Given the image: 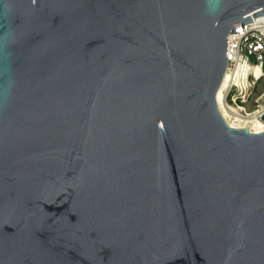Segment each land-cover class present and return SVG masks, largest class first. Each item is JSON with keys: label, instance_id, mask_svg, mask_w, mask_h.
Instances as JSON below:
<instances>
[{"label": "water", "instance_id": "obj_1", "mask_svg": "<svg viewBox=\"0 0 264 264\" xmlns=\"http://www.w3.org/2000/svg\"><path fill=\"white\" fill-rule=\"evenodd\" d=\"M259 16L0 0V264H264V130L217 101L228 36Z\"/></svg>", "mask_w": 264, "mask_h": 264}, {"label": "built area", "instance_id": "obj_2", "mask_svg": "<svg viewBox=\"0 0 264 264\" xmlns=\"http://www.w3.org/2000/svg\"><path fill=\"white\" fill-rule=\"evenodd\" d=\"M226 57L228 59V69L233 70L240 62L244 61L260 68L261 76L259 79H256L253 74L249 75L250 86L248 91L250 90L251 93L255 90L254 88L259 80H263V85L258 87L259 96L254 100L255 109L251 112H240V114L244 116L248 113L254 114L262 111V115L264 113V16L254 18L252 23H247L243 27L241 22L236 24L235 33L228 36ZM234 87L236 86L230 82L224 92L225 100L230 97ZM241 99L244 103H247L252 98L251 95H247L245 99L243 97Z\"/></svg>", "mask_w": 264, "mask_h": 264}, {"label": "bare ground", "instance_id": "obj_3", "mask_svg": "<svg viewBox=\"0 0 264 264\" xmlns=\"http://www.w3.org/2000/svg\"><path fill=\"white\" fill-rule=\"evenodd\" d=\"M253 74L256 79L261 76V70L259 67L252 66L247 62H240L235 69H228L224 75L223 82L217 93V101L222 114L228 121V123L236 128H248L252 132H261L264 130V122L261 120V112L254 114L241 115L240 112H245L244 108L236 107L230 108L224 99V92L227 89L230 82L238 87L242 93L243 98H246L248 87L250 86L249 75ZM261 117V118H260Z\"/></svg>", "mask_w": 264, "mask_h": 264}, {"label": "rangeland", "instance_id": "obj_4", "mask_svg": "<svg viewBox=\"0 0 264 264\" xmlns=\"http://www.w3.org/2000/svg\"><path fill=\"white\" fill-rule=\"evenodd\" d=\"M262 85H263V80H259L256 87L254 88L255 90L253 89L254 90L253 93H251L250 90L249 91L247 90L246 95H251V98H252L247 103H244L243 100L241 99L244 96H242L240 89L238 87H234L232 90V94L230 95V97H228L225 100V103L232 109H234L236 107H240V108H244L247 112L254 111V109H255L254 100L256 99V97L259 96V88L258 87L259 86L261 87Z\"/></svg>", "mask_w": 264, "mask_h": 264}]
</instances>
